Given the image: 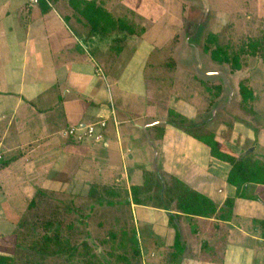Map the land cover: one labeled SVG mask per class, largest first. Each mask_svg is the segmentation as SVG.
Returning <instances> with one entry per match:
<instances>
[{"label":"crops","instance_id":"crops-1","mask_svg":"<svg viewBox=\"0 0 264 264\" xmlns=\"http://www.w3.org/2000/svg\"><path fill=\"white\" fill-rule=\"evenodd\" d=\"M164 3L0 0V256L18 264L21 235L33 228L20 220L35 216L32 201L59 203L75 188L109 185L124 189L115 192L126 197L134 228L122 227L121 240L134 234L139 264H264V182L237 188L225 160L264 164V117L254 108V118L234 122L235 136L248 139L241 143L224 120L215 128V118L177 122L170 106L155 101L158 86L143 94L123 86L131 73L147 78L160 66L144 63L155 57L158 22L178 20L174 3ZM178 28L170 23L164 44L175 42ZM168 58L175 52L161 59ZM91 124L101 140L65 134ZM198 129L214 134L212 145L197 138ZM132 186L141 188L139 203Z\"/></svg>","mask_w":264,"mask_h":264},{"label":"rangeland","instance_id":"rangeland-1","mask_svg":"<svg viewBox=\"0 0 264 264\" xmlns=\"http://www.w3.org/2000/svg\"><path fill=\"white\" fill-rule=\"evenodd\" d=\"M164 1L166 5L163 6L166 7L174 3L172 14H178V20L175 16L169 18L164 15L161 23L158 22L162 32L155 37L157 46L153 53L155 57L145 60L144 63L150 61L160 66H156L155 71L147 70V78H145V72L142 71L136 74L131 73L129 79H125L123 86H129L130 91L135 90L133 93L136 94H143L146 87L155 86L156 88L158 86L159 91L155 89L153 93L155 101H160L159 103L162 101L164 109L166 104L170 106L172 108L170 116L177 122L191 124L190 122L193 121L215 118V122L220 120L219 123L212 122L215 128L219 127L222 124L221 121L224 120L225 124L230 123L228 126L232 129L231 134L235 136L234 133L237 131L233 124L237 121V125L240 122L239 118L242 120L243 118H254L253 115L245 112L240 104L238 84L239 81L245 80L258 97L253 102L254 108L259 111V116L264 117V113H261V110H264V62L260 57L245 59L247 62L244 63L242 69L231 71L228 64H219L211 60L209 53L203 51L205 39L210 37V34L216 37L220 45L230 41L235 47L247 37L264 34V17L262 16L264 0H161V2ZM261 7H263L262 11ZM172 22L173 24L178 23V36L175 42L164 44L163 41L169 36V25ZM146 46L150 48V45ZM168 51L171 54L175 52V60L161 59L167 56ZM163 60L165 63L162 66ZM222 75L226 77L227 82ZM202 82L209 86L224 84L222 96L207 103V98L210 96L205 92ZM223 104L226 107L217 112L215 108ZM207 105H209L208 108ZM139 110L143 111L144 108ZM255 137L260 140L261 135L257 134ZM235 138L241 143L248 141L244 137L239 139V136H235ZM115 188L114 190L119 193L124 191L120 187L115 186ZM80 189L75 188L74 193L61 195L65 199L62 198L59 203L49 202L46 204L49 206L48 209L45 208V204L42 206L38 204V208L35 205L34 211L43 214L51 208H56L62 213L57 217L60 220L63 236L66 234L71 244H75L81 252L83 251L82 244L86 242L89 249L97 256L98 262L139 264V259L131 248V244L136 242L134 234L126 237L124 233L122 241L127 240L130 246H127L124 251L117 248L122 238L121 228L124 227V230L129 231L134 228L126 197L123 195L112 197L110 199L113 204H109L105 195H100V200L97 199L98 194L90 197L86 192L90 187ZM96 191L99 193L101 189L97 188ZM54 195L52 194V198L57 199L58 196ZM38 229L39 233L35 231L36 234H41L40 229L42 231L43 229L40 224ZM112 234L116 235L112 238ZM120 256H125L127 260L123 261ZM74 260L67 262L63 258L46 262L47 264H82V260L81 263L77 258Z\"/></svg>","mask_w":264,"mask_h":264},{"label":"trees","instance_id":"trees-1","mask_svg":"<svg viewBox=\"0 0 264 264\" xmlns=\"http://www.w3.org/2000/svg\"><path fill=\"white\" fill-rule=\"evenodd\" d=\"M205 39V43L203 46V50L209 53V57L211 60L219 63V64H228L230 66L231 71H237L243 68L244 63L247 62L245 59H249L252 57H260V59L264 62V34L255 36V37H247L243 39L239 46L235 47L232 45V42L228 41L224 45H220L217 42L216 37L213 34L209 35ZM205 91L209 94V102H212L214 99L218 98L222 92V85H207L206 83L202 82ZM238 92L240 94V104L241 108L249 114H254V106L253 102L257 100V95L251 86L245 80L239 81L238 84ZM200 136L197 138L202 140L207 145H212L214 134L212 132H203L201 129H198ZM198 132L195 135H198ZM215 154L218 153L214 150ZM225 160L231 165L229 174H228V181L240 187L241 184L247 183L249 181H259L264 182V164L258 161H252L249 157L240 156L236 160L230 159L225 157ZM97 188H100L101 191L97 193ZM137 186L131 187V193L133 195V201L135 203H139L137 199L138 190ZM87 194L90 197H95L98 194L97 199L100 200V195H108V196H117L115 190L110 188L109 186H101L97 187L95 185H91ZM109 204H113L111 201H107ZM196 205V202H194ZM45 204V208L48 209V205ZM199 204V207H204L205 205L209 204L207 199H203L201 203L202 206ZM38 204L35 201H32L28 204L27 209L34 210V206ZM191 205V204H190ZM42 206V204H41ZM197 206V205H196ZM196 206L194 209H190L191 211H196L197 213H204L209 215L211 210H204L198 209L196 210ZM202 207V208H203ZM36 208V207H35ZM35 216L32 219H26L23 217L21 221L22 227H33L31 230V234L21 235L22 240L20 242V246L17 249V256L19 258L18 264H47L46 261L52 259H63L64 261H72L74 259H78V262L82 260V264H102L98 262L97 256L89 249V246L83 243V251H79L77 246L71 244L68 236L65 234L63 236L60 220L57 217V209L51 208L48 212L39 214L38 211H34ZM47 214V215H46ZM41 225L40 229L41 234H36L38 232V225ZM71 226V225H70ZM69 226V227H70ZM37 228V230H34ZM36 231V232H35ZM26 232V231H25ZM27 233V232H26ZM39 233V232H38ZM116 234H112V238ZM23 237V239H22ZM30 240L27 244H24V241ZM176 246L179 245L178 241H176ZM131 248L134 251L135 255H138V248L136 244H131ZM127 246H130L126 241H122L118 244L117 248L120 250H125ZM121 257V256H120ZM52 258V259H50ZM121 259L127 260V258L121 257ZM75 261V260H74ZM81 263V262H80ZM0 264H16L14 256H0ZM77 264V263H76Z\"/></svg>","mask_w":264,"mask_h":264},{"label":"built area","instance_id":"built-area-1","mask_svg":"<svg viewBox=\"0 0 264 264\" xmlns=\"http://www.w3.org/2000/svg\"><path fill=\"white\" fill-rule=\"evenodd\" d=\"M40 0H28V5L33 6L39 3ZM98 126L100 128H103L105 126V121L102 120L98 123ZM65 134L68 136H74L75 139L81 140L83 138H92L95 141H99L102 138V134L98 132L94 124L88 125L84 127L83 129H80V132L78 128H70L67 131H65ZM3 160V154L0 151V161Z\"/></svg>","mask_w":264,"mask_h":264},{"label":"water","instance_id":"water-1","mask_svg":"<svg viewBox=\"0 0 264 264\" xmlns=\"http://www.w3.org/2000/svg\"><path fill=\"white\" fill-rule=\"evenodd\" d=\"M223 76V78L225 79V81L227 82V79H226V77L224 76V75H222ZM228 86V85H227Z\"/></svg>","mask_w":264,"mask_h":264}]
</instances>
